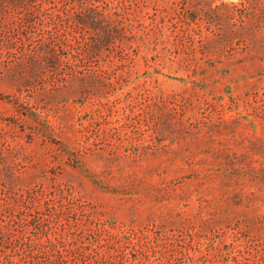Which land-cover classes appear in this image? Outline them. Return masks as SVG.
Here are the masks:
<instances>
[{"label": "rangeland", "instance_id": "1", "mask_svg": "<svg viewBox=\"0 0 264 264\" xmlns=\"http://www.w3.org/2000/svg\"><path fill=\"white\" fill-rule=\"evenodd\" d=\"M0 264H264V0H0Z\"/></svg>", "mask_w": 264, "mask_h": 264}]
</instances>
